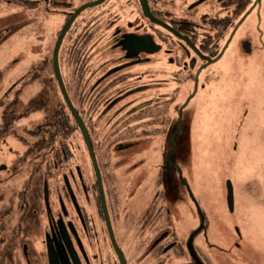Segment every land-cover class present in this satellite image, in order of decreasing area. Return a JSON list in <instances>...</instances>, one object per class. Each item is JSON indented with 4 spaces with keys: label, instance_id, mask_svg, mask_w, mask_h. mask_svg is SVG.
I'll list each match as a JSON object with an SVG mask.
<instances>
[{
    "label": "flooded vegetation",
    "instance_id": "1",
    "mask_svg": "<svg viewBox=\"0 0 264 264\" xmlns=\"http://www.w3.org/2000/svg\"><path fill=\"white\" fill-rule=\"evenodd\" d=\"M6 1L44 7L56 28L52 40L59 41L68 27L59 56L66 64V83L53 47L49 67L41 73L34 67L32 74H40L43 87L31 105L43 113L23 161L34 150L35 167L44 174L28 212H41L36 226L45 252L44 263H32L24 246V264H264L249 244V252H238L244 260L236 263L231 247H238L239 235L211 223L193 195L197 224L185 244L179 236L185 217L168 208L176 199L167 176L173 169L175 182L183 184L180 165L167 162L168 149L182 160L192 124L201 139L195 109L189 108L199 94L194 92L200 84L194 82L264 0ZM9 26L0 24V40ZM185 87L194 90L180 103ZM55 107L65 124L57 140L44 123L54 119L47 113ZM43 139L47 147L40 149ZM224 204L234 215L235 194L232 212L228 183ZM225 209L211 217L222 220ZM204 232H209L206 251L197 242Z\"/></svg>",
    "mask_w": 264,
    "mask_h": 264
},
{
    "label": "rangeland",
    "instance_id": "2",
    "mask_svg": "<svg viewBox=\"0 0 264 264\" xmlns=\"http://www.w3.org/2000/svg\"><path fill=\"white\" fill-rule=\"evenodd\" d=\"M242 22L241 31L227 40L219 58L193 84H200L194 92L199 94L189 108L195 109L194 122L201 139H196L192 124V133L184 141L187 145L182 150V160L171 147L167 151V162L180 165L183 180L182 185L176 183L177 172L168 170L176 199L168 203V208L172 212L178 208L185 217L179 236L189 245L190 230L197 224L189 197L193 195L200 208L208 211L211 223L220 228L227 226L231 235H239L235 241L238 247H231L236 263L244 260V254L238 252H249L246 244L258 250L264 263V1L252 8ZM0 24H11L0 40V235H4L10 229H19L18 221L25 213L17 207L18 193L23 190L30 169L23 157L35 140L32 130L43 113L31 105L43 87L40 74L38 78L32 76L34 67L40 68L39 73L49 67L53 47L55 62L66 83V64L59 56L65 50L66 41L62 40L68 27L59 41L52 40L56 28L50 26V13L44 7H17L6 0H0ZM193 88H183L185 97L179 95L177 101L184 103ZM229 181L235 194L234 215H229L224 207ZM222 207L226 216L221 215L222 220L212 218ZM34 210L37 215L28 212L27 221L17 234L14 264L26 263L24 246H28L32 263H44L45 251L36 226L41 212ZM212 230L218 233L219 229L213 226ZM208 233L201 235L197 241L200 245L206 243ZM213 241L226 250V245ZM203 249L206 251V245Z\"/></svg>",
    "mask_w": 264,
    "mask_h": 264
},
{
    "label": "trees",
    "instance_id": "3",
    "mask_svg": "<svg viewBox=\"0 0 264 264\" xmlns=\"http://www.w3.org/2000/svg\"><path fill=\"white\" fill-rule=\"evenodd\" d=\"M44 106V105H40ZM59 108L55 107L54 110H50L47 115L48 118H54L50 120H46L44 123L47 124L46 126L50 125V138L53 140H57L63 133L62 125H65L62 122V113L58 112ZM59 126V127H58ZM38 145H41L40 149L46 146V140H41ZM34 151V150H33ZM33 151H30L25 160L23 161L24 164L30 165V169L28 171V175L26 181L23 186V190L18 193V201L17 207L19 211H25L22 215L21 225H19V229H10L8 234L0 235V264H13L14 262V252L17 249V234L21 231V227L24 224L25 218H27V214L29 211V203L30 197L33 194V187L38 188L40 191L42 190V183H43V172L40 168L35 167V155H33ZM32 152V153H31ZM35 188V189H36Z\"/></svg>",
    "mask_w": 264,
    "mask_h": 264
},
{
    "label": "water",
    "instance_id": "4",
    "mask_svg": "<svg viewBox=\"0 0 264 264\" xmlns=\"http://www.w3.org/2000/svg\"><path fill=\"white\" fill-rule=\"evenodd\" d=\"M228 204H229L230 210L233 212L234 211V189L230 181L228 182Z\"/></svg>",
    "mask_w": 264,
    "mask_h": 264
}]
</instances>
